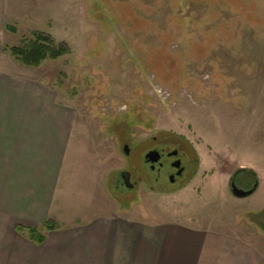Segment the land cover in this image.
<instances>
[{"label":"rangeland","instance_id":"obj_1","mask_svg":"<svg viewBox=\"0 0 264 264\" xmlns=\"http://www.w3.org/2000/svg\"><path fill=\"white\" fill-rule=\"evenodd\" d=\"M12 10L0 53L76 110L94 181L73 198L92 212L103 202L111 214L192 219L264 241V0H13ZM35 33L70 53L21 64L11 50ZM157 144L187 154L176 185L157 184L145 165ZM232 180L255 191L236 198Z\"/></svg>","mask_w":264,"mask_h":264},{"label":"crops","instance_id":"obj_2","mask_svg":"<svg viewBox=\"0 0 264 264\" xmlns=\"http://www.w3.org/2000/svg\"><path fill=\"white\" fill-rule=\"evenodd\" d=\"M12 1L0 0V45ZM56 90L0 53V264H264L259 237L256 245L192 219L111 214L103 202L92 212L73 198L94 180L80 160L76 110ZM51 221L58 228L43 229ZM35 228L42 243L30 237Z\"/></svg>","mask_w":264,"mask_h":264},{"label":"trees","instance_id":"obj_3","mask_svg":"<svg viewBox=\"0 0 264 264\" xmlns=\"http://www.w3.org/2000/svg\"><path fill=\"white\" fill-rule=\"evenodd\" d=\"M9 30L14 31V28L9 27ZM11 53L21 64L37 68L48 59H58L65 56L70 53V50L65 45H55L54 41L49 36L35 33V39L33 41L30 43L26 42L21 47L12 48ZM245 171H247V169H241L239 173ZM57 228L58 225L52 221L47 222L43 226V229L47 231ZM30 235L31 239L35 240V242L42 243L45 240L44 235L36 228L32 229Z\"/></svg>","mask_w":264,"mask_h":264},{"label":"flooded vegetation","instance_id":"obj_4","mask_svg":"<svg viewBox=\"0 0 264 264\" xmlns=\"http://www.w3.org/2000/svg\"><path fill=\"white\" fill-rule=\"evenodd\" d=\"M153 141L156 143L157 137H154ZM152 150H157L160 152L161 158L159 162L152 163L146 159V155ZM148 152L144 157L145 165L153 173H155L154 179L156 183L161 186H165V184L167 185V182H169V185H176L189 171L190 165L187 164V160L184 157L186 152L182 153L178 149L167 150L166 148L160 147L158 144L152 147ZM175 152L176 154H174ZM177 163H179L180 166H176ZM121 179V185L124 187H128L133 190V188L137 186V181L133 182L132 173L130 172H128V174L126 173L125 175L121 172ZM140 180H142V178H140ZM164 191L166 192L167 190Z\"/></svg>","mask_w":264,"mask_h":264},{"label":"water","instance_id":"obj_5","mask_svg":"<svg viewBox=\"0 0 264 264\" xmlns=\"http://www.w3.org/2000/svg\"><path fill=\"white\" fill-rule=\"evenodd\" d=\"M124 152L127 155L130 153L129 145H125ZM174 154H176V152ZM160 158H161L160 152L157 150H152V151L148 152V154L146 155V159L152 163L159 162ZM176 166H180V164L177 163ZM242 169H245V168H242ZM126 173L128 174V172L122 171V174L125 175ZM256 188H257V186H256ZM230 190H231L233 196H235L236 198H240V199L248 197L249 195H251L253 193L252 189L251 190H245V189L238 187L234 181L231 182Z\"/></svg>","mask_w":264,"mask_h":264}]
</instances>
